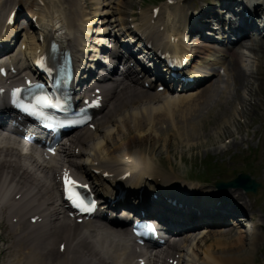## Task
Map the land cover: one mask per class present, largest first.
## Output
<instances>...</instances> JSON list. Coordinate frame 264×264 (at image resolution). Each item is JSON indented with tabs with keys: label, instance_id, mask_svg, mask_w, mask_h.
I'll use <instances>...</instances> for the list:
<instances>
[{
	"label": "bare ground",
	"instance_id": "bare-ground-1",
	"mask_svg": "<svg viewBox=\"0 0 264 264\" xmlns=\"http://www.w3.org/2000/svg\"><path fill=\"white\" fill-rule=\"evenodd\" d=\"M81 1L5 0L6 3L0 9V16L3 15L6 8H9L7 11L8 19L17 5L20 6L21 10L30 7L32 14L37 17L41 25V31H43L45 36H50L52 25L54 22L61 21L59 18H62L63 15L62 19H65V23H68L66 25L63 22L62 29H68L63 43L69 41L68 45H71L77 51V56L81 57L86 52L84 49H86L87 44L82 45L84 48H81L78 42L83 40L82 42L85 43V38L88 39L89 33L85 37H80L79 33H82V30L79 32V28L93 32L92 24L99 16L97 11L100 10H96L94 14L95 19H90L89 14L81 11L79 7ZM108 1L96 0V2L90 4L91 6L98 7L104 4L102 6L107 8L100 15V24H102L103 28L100 27L101 29L94 32L93 36L95 39L92 41L94 44L106 41L105 39L108 37L106 34L111 29L104 26L109 25L115 30L114 27L117 21L109 19L116 13L121 14L124 7L123 1L119 0L116 3L117 6L114 2ZM186 1L183 0L182 2L185 3ZM40 5L43 7H40ZM170 7L166 6L165 9H170ZM207 9L208 7L202 8V11H206ZM135 21L133 19L134 23ZM177 21L174 19V25H178ZM85 24H89V26H85ZM162 24L164 23L161 19H157L155 24H152L151 18L148 21L142 18L137 24H134L138 37L132 39L130 37L132 33L126 31L127 38L139 42V44L140 41L151 43L152 46H157L158 50L160 47L166 49L168 47L172 48V41L180 42L183 32L180 28L176 27V31L172 28L163 29V32L167 35L165 39L167 41H163L160 36V25ZM170 34H177L178 38L172 39ZM22 43L27 44L28 53L31 52L36 56L37 49L39 48L36 46V40L28 37ZM238 44L244 46V43L239 42ZM178 46H181V44ZM210 50L209 45L206 44L202 45L199 52ZM131 54L132 52L130 51L125 53L126 56H130ZM228 54H230L232 60L225 63L227 71L231 73L233 84L235 86L245 85L247 83V81L245 82L247 75L238 67V60L236 61L238 57L237 53L232 50ZM213 74L214 76L208 82L209 84L196 94L194 92L184 94L179 92L178 94L171 95L169 93L171 90L168 89L164 93H143L134 88L119 90L118 87L114 90L113 87H106L107 107L109 108L102 114L100 120L96 122V129L94 131L86 130L83 133L81 132L74 138L73 142L81 148V155L83 153L87 154L86 150L92 148L97 157H99L98 159H104L113 172H118L121 166H129L133 169L138 168L139 170H143L142 174L148 172L159 173L160 169L155 166L154 158L150 157L156 148L155 145L158 144L157 142H159L161 137L170 133V130L181 132V138H188L196 134L199 130L198 121L202 118L200 113L203 109L208 108L212 94L217 91L214 87L218 86L216 85L217 82H220L221 77L219 74ZM214 78L218 79L213 80ZM195 83L200 84L201 82L196 80ZM101 84L104 85L106 82L103 81ZM225 85L227 84L225 83ZM129 107H134V109L129 112ZM227 111V109L222 108L220 110L221 114H218L217 118H224L225 116L221 115H225ZM109 125H114V127L110 126V128H106ZM98 127L101 128L100 131L97 129ZM100 133L103 135L102 138L97 136ZM94 139H96L95 144L93 143ZM107 146L112 149L110 154L105 152ZM192 148H198V146L194 145ZM161 150L158 148V153ZM16 157V155L11 153L10 149L0 147V227L4 225L6 233L4 237L5 247L1 249V254L7 257V264H68L67 258H72L69 264L71 262H76V264H96L98 262L109 264L108 258L113 257L120 251H127L128 247L126 244L115 240L113 229H108L107 233L103 234L89 233V235H85L80 230L66 228L67 223L65 220L59 218L57 215L54 218L52 215L54 213L53 208L49 207L47 209V203L55 196L52 190L55 188V184L52 183L50 171L40 166L38 172H31L25 160L34 162L35 160L29 155H19L18 158ZM74 157H76L75 153L67 148L65 150V158H73L71 159L72 164L76 168L77 159L80 156ZM127 162H130V165ZM13 163H16V165ZM86 170H88L86 166L78 168V171L82 173L86 180H91L93 184L96 183L97 179ZM40 171L45 172L43 179L40 178ZM17 196H20L19 200H16ZM23 205L26 206L23 212L27 210L35 212L31 217L40 215L45 217V220L37 226L29 225L27 228L23 224V219L26 216L22 213ZM231 213L235 214L234 212ZM244 213H249V209L247 211L244 208ZM221 216L223 215L218 214L216 217ZM15 217L19 218L17 224L13 222ZM237 218L235 220L238 222L239 220L242 223L245 222L242 215H238ZM187 221L183 220L182 222ZM124 226L122 225L120 229H125ZM29 228L32 230L29 231ZM34 229L40 232L38 236L42 237L37 238L38 236L35 235ZM89 230H91V227ZM202 232L203 237L199 238L200 240H205L215 233L212 230H203ZM66 235H68L67 256L64 257V261H61L59 253L58 258H56L49 250L54 246V242L63 240ZM222 236L226 237V234ZM256 237L251 238L249 242L250 247L246 244V238L242 236L236 239L230 238L228 241L218 239L211 246L213 247L212 250L219 247L224 248L226 254L219 256L214 254V251H210V248H207L204 251L203 264H250L251 256H253L255 249H257V240L259 242V236ZM193 240L195 241V239Z\"/></svg>",
	"mask_w": 264,
	"mask_h": 264
},
{
	"label": "rangeland",
	"instance_id": "rangeland-1",
	"mask_svg": "<svg viewBox=\"0 0 264 264\" xmlns=\"http://www.w3.org/2000/svg\"><path fill=\"white\" fill-rule=\"evenodd\" d=\"M120 1L124 2L122 13H116L111 16L110 20L129 19L134 11L137 18L142 19V17H147L148 19L151 16L150 11L153 6L161 7L166 4V2H162L161 0ZM203 1L201 0V2ZM94 2L96 0H85V4L81 2L80 8L83 13L86 12L90 15V19H95L94 14L96 10L100 9L97 11L99 16L92 25L97 30L99 28L100 15L107 8L102 6L104 4L101 7L91 6L90 4ZM108 2L116 4L119 0H109ZM191 8L187 6L185 11L189 12ZM173 12L178 13L176 11ZM30 34L34 37L32 33ZM254 50L251 53L257 63L253 67H258L253 75L254 77H249L247 79L248 83L244 86H234L232 81L228 88L223 86L224 84H220L222 89H217L216 93L212 94L208 108L203 109L200 113L202 118L198 121L199 130L196 134L188 138H181V132L170 130V133L160 138L159 142H157L158 144L155 145L156 148L153 151V155L150 156L154 158V164L157 167L161 169L164 167V171L174 172V174H179L182 178L188 174L189 176L194 177L198 175L199 178L203 177L211 180L217 177L224 181L235 179L237 173H244L249 174L262 184V191L257 198L241 193V202L245 201L249 205H252L253 208L256 205V207H259L257 212L255 210L253 219L250 216L248 217L251 223L246 222L249 226L245 230L247 233L236 234L229 232L232 231L230 228L216 231V235L209 237L207 241L198 247L202 253L200 254V258H203V249L207 248H210V251H214V254L219 256L226 254L224 248L219 247L212 250L211 246L218 239L228 241L230 238L236 239L239 236L246 238L245 241L248 247H250L249 240L252 237L259 236L260 238L259 242L257 240L256 243L257 249H255L253 256H251V263L255 258L261 259L264 256V50H258L257 47ZM217 55L220 56L219 54ZM216 67L221 71L223 65L219 64ZM230 77L231 73L225 72L222 80L230 81ZM223 90L225 92H222ZM247 93H250L251 97L257 100L259 107H254L251 104L247 99L249 97ZM222 108L228 111L225 115H221L225 116L224 118L218 119L217 116L221 114L220 110ZM241 108L242 111H240ZM133 109L130 108L128 110L131 112ZM110 126L114 127V125H109L106 128H110ZM239 138L243 141L239 140ZM231 140L232 142H230ZM227 141L230 144L224 149ZM194 145L198 146V148H192ZM158 148L162 149L159 153ZM105 152L110 154L112 149L107 146ZM210 166L211 170L207 168ZM185 182L187 186L191 184L189 179H186ZM193 185L195 184L193 183ZM252 226H254L253 231ZM3 230V228H0V264H7V258L1 254V249L4 247L2 237L5 232ZM224 234H226V237L222 236Z\"/></svg>",
	"mask_w": 264,
	"mask_h": 264
},
{
	"label": "snow or ice",
	"instance_id": "snow-or-ice-1",
	"mask_svg": "<svg viewBox=\"0 0 264 264\" xmlns=\"http://www.w3.org/2000/svg\"><path fill=\"white\" fill-rule=\"evenodd\" d=\"M37 105H43V106H51V107H57L58 105L53 103L52 99L47 96H39L36 98ZM26 111H31L29 106H24ZM35 107V106H32ZM31 114L36 115V111H31ZM42 115V113H41ZM66 181H65V188L66 191L69 193V199L73 201V203H77L80 207H85L83 198L80 197L78 192H74V189L76 187L77 182L72 179L68 173H65ZM86 187V186H85Z\"/></svg>",
	"mask_w": 264,
	"mask_h": 264
},
{
	"label": "water",
	"instance_id": "water-1",
	"mask_svg": "<svg viewBox=\"0 0 264 264\" xmlns=\"http://www.w3.org/2000/svg\"><path fill=\"white\" fill-rule=\"evenodd\" d=\"M247 181V177L240 178L236 184L244 186Z\"/></svg>",
	"mask_w": 264,
	"mask_h": 264
}]
</instances>
